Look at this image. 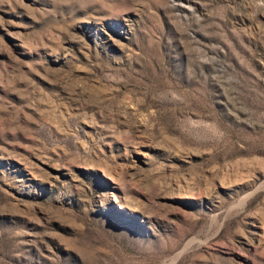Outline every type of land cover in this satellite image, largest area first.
Listing matches in <instances>:
<instances>
[{"label":"rangeland","instance_id":"374dc122","mask_svg":"<svg viewBox=\"0 0 264 264\" xmlns=\"http://www.w3.org/2000/svg\"><path fill=\"white\" fill-rule=\"evenodd\" d=\"M0 264H264V0H0Z\"/></svg>","mask_w":264,"mask_h":264}]
</instances>
